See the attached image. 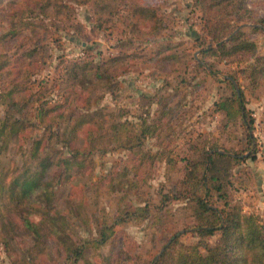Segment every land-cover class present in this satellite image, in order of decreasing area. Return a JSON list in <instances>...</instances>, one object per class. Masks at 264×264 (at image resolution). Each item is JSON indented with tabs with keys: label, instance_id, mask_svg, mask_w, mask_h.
I'll list each match as a JSON object with an SVG mask.
<instances>
[{
	"label": "rangeland",
	"instance_id": "1",
	"mask_svg": "<svg viewBox=\"0 0 264 264\" xmlns=\"http://www.w3.org/2000/svg\"><path fill=\"white\" fill-rule=\"evenodd\" d=\"M136 2L160 7L167 28L156 35L142 26L139 35L127 30L119 16L127 13L124 1L114 3V15L107 13L114 25L100 28L96 7L86 1L0 0V57L12 58L0 75V90L19 78L22 67L29 66L32 75L26 88L40 93V101L27 107L28 118L34 117L39 104L53 106L64 100L65 93L72 91L68 69L78 62L104 68L99 74L83 77L78 85L77 102L82 106L90 104L87 107L92 111L113 112L135 124L142 117L154 122L164 109L157 101H170L172 114L161 120L160 137L145 139L137 153L125 148L104 155L96 152L56 185L57 206L66 212L76 243L97 237L104 223L111 224L119 203L130 212H138L130 215V220L101 249L85 250V259L93 264H147L175 235L187 245L197 242L191 231L193 218L187 201L173 198L180 188L186 159L192 155L191 145L216 144L233 154L250 153L241 122L230 121L224 112L216 110L215 103L235 93L227 80L231 74L238 76L237 85L244 91L246 107L255 121V152L249 158L233 161L229 169L233 183L230 198L264 223V79L255 84L243 73L241 69L247 63L202 53L204 20L196 0ZM56 3L63 7H56ZM246 3L251 18L240 25L256 41L258 54L264 55V28L253 29L264 18V0ZM229 19L239 23L235 14ZM117 57L121 60L114 64L112 60ZM6 110L7 105L0 100V117ZM56 127L63 129V122ZM93 129L87 125L80 138L71 142L72 147L85 149ZM39 135L41 130H34L27 134V141L13 139L2 155L3 161L23 164L30 141ZM20 141L23 151L17 152ZM163 150L172 157L171 165L164 157L155 163L148 157ZM47 151L52 156L71 153L63 142H53ZM164 194H169L166 202ZM78 199H83L87 207V224L71 212ZM139 207L146 211H137ZM220 236L217 233L209 237V244L215 245ZM31 244L27 234L20 235L10 249L0 243V263L14 264ZM202 252L206 253L204 249ZM51 257L47 264H63L54 248Z\"/></svg>",
	"mask_w": 264,
	"mask_h": 264
},
{
	"label": "trees",
	"instance_id": "2",
	"mask_svg": "<svg viewBox=\"0 0 264 264\" xmlns=\"http://www.w3.org/2000/svg\"><path fill=\"white\" fill-rule=\"evenodd\" d=\"M76 1L94 4L100 28L114 25L107 13L114 15L117 10L114 3L118 1H124L127 13H119V16L127 30L139 35L142 26L149 34L156 35L167 28L166 18L156 5H141L134 3L135 0ZM196 4L204 20L202 53L221 60L247 63L242 72L259 84L260 78L264 79V55L258 54L256 41L240 25L251 18L246 0H196ZM39 6L46 12L43 5ZM55 6L63 7L58 3ZM232 14L239 23L229 19ZM260 22L253 29H263L264 18ZM25 56L30 57L28 53ZM120 60L117 57L112 62L117 64ZM11 61L8 56L0 57V75L6 63L9 65ZM103 70V66L92 67L88 62H78L69 67L68 82L72 91L66 92L64 100L53 106L39 104L33 118H28L25 111L28 106H35L40 101V93L27 89L32 75L29 66L22 67L19 78L15 77L0 90V100L7 105L5 116L0 117V243L10 249L22 234L32 239L24 256L15 259L14 264H47L53 259V248L61 256L63 264H93L85 259V250L89 247L101 249L118 233L119 227L130 220V215L138 213L130 212L119 203L118 213L111 224L104 223L97 237L76 243L70 231L69 218L56 203V185L67 180L74 167L86 164V159L96 152L104 155L111 150L125 148L137 153L145 139L161 136V120L172 114L170 101H157L164 107L159 119L149 122L142 117L140 123L135 124L113 112L103 109L92 111L91 107H87L90 104L79 105L80 81ZM211 73L216 75L212 70ZM107 79L112 80L113 77L107 76ZM227 80L232 83L235 93L215 103L216 110L224 112L230 121L241 122L250 153L233 154L226 149L221 150L216 144L191 145L192 155L186 159L181 185L173 198L187 201L193 218L191 231L197 242L187 245L175 235L147 264H264V223L230 198L229 188L233 183L229 169L234 160L254 155L255 121L246 107L244 91L238 90L234 84V80L238 82V76L231 74ZM61 121L63 129L56 127ZM87 125L94 127L87 138V147H72L71 142L80 138ZM34 130H41V135L30 141L27 160L21 165L16 161L5 163L2 155L9 150L12 140L19 137L27 141V134L31 135ZM53 142L66 144L71 150L70 155L49 154L47 149ZM23 147L20 141L17 152H22ZM148 157H152L153 163L163 157L169 165L173 161L166 150ZM163 198L166 202L169 194H164ZM143 210L146 211V208L137 209ZM71 212L81 222H89L83 199L75 202ZM217 233L221 234L219 241L210 245L208 238Z\"/></svg>",
	"mask_w": 264,
	"mask_h": 264
},
{
	"label": "water",
	"instance_id": "3",
	"mask_svg": "<svg viewBox=\"0 0 264 264\" xmlns=\"http://www.w3.org/2000/svg\"><path fill=\"white\" fill-rule=\"evenodd\" d=\"M234 84L236 85L237 89L239 90V87L237 85V82L234 80Z\"/></svg>",
	"mask_w": 264,
	"mask_h": 264
}]
</instances>
